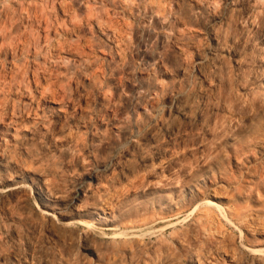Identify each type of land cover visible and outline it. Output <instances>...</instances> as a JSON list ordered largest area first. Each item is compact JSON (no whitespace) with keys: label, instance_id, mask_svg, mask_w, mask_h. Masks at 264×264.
<instances>
[{"label":"rangeland","instance_id":"374dc122","mask_svg":"<svg viewBox=\"0 0 264 264\" xmlns=\"http://www.w3.org/2000/svg\"><path fill=\"white\" fill-rule=\"evenodd\" d=\"M0 190V264H264V0H0Z\"/></svg>","mask_w":264,"mask_h":264},{"label":"bare ground","instance_id":"6f19581e","mask_svg":"<svg viewBox=\"0 0 264 264\" xmlns=\"http://www.w3.org/2000/svg\"><path fill=\"white\" fill-rule=\"evenodd\" d=\"M159 64V63H158ZM85 97V96H84ZM81 116V115H80ZM121 147V146H120ZM20 184V183H19ZM12 185L9 186L8 189H12V190H17L21 187V185ZM23 186V185H22ZM24 187V186H23ZM36 189V188H35ZM6 190V189H5ZM43 190V189H42ZM1 191V190H0ZM31 191V190H30ZM46 192V191H45ZM14 195V194H13ZM72 198V197H71ZM213 204V203H212ZM43 209H41L38 212H34L36 214L37 217H40L41 220L43 221V223L45 225H48L49 228H51L52 231H56L58 232L60 228H62V226H59L57 223L59 220L58 215H66V213H64L62 210H53V207H51L50 205H43ZM107 207V206H106ZM104 214V212H102ZM72 221V220H71ZM71 221H65V224L68 225L71 223ZM73 222V221H72ZM84 226H88L91 227L92 223L90 222H85ZM59 233V232H58ZM77 239V238H76ZM232 257V256H231ZM234 258V257H233ZM232 258V259H233ZM234 260V259H233ZM49 261V260H48Z\"/></svg>","mask_w":264,"mask_h":264}]
</instances>
